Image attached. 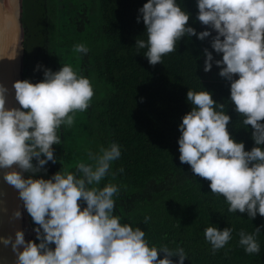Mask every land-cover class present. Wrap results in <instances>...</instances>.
<instances>
[{
	"label": "clouds",
	"instance_id": "9594fccd",
	"mask_svg": "<svg viewBox=\"0 0 264 264\" xmlns=\"http://www.w3.org/2000/svg\"><path fill=\"white\" fill-rule=\"evenodd\" d=\"M196 5L197 19L209 26L200 32L188 24L190 13L177 0H147L139 9L147 38L137 39L135 47L147 49L144 56L155 65L176 51L182 37L204 40L211 36L209 29L215 30L211 48L222 59L214 60L205 48L204 71L212 69L213 61L222 66L219 75L231 82L230 100L243 124L251 125L255 146L246 151L244 142L232 138L227 128L231 117L210 91L189 89L186 99L192 107L179 124V160L210 181L211 192L225 198L229 212L264 216V0H196ZM88 51L85 43L73 45L74 53ZM43 76L36 83L14 81L20 107H6L8 89L0 83V169L38 225L34 231L39 243L26 241L21 229L14 239L0 237L5 246L11 244L16 264H184L188 257L183 247L150 245L142 228L122 223L114 214L119 186L101 182L116 174L111 168L121 156L118 143L89 152V162H78L75 171L60 169L47 179L35 175L46 172L49 161L56 163L53 145L62 144L61 126L71 128L76 113L86 111L94 96L90 79L71 64H62L58 71L45 68ZM21 215L19 210L13 213L15 218ZM261 228L239 232L246 253H260L256 234ZM232 231L211 224L204 229L213 253L228 244ZM160 252L163 258H158Z\"/></svg>",
	"mask_w": 264,
	"mask_h": 264
},
{
	"label": "trees",
	"instance_id": "16d2710c",
	"mask_svg": "<svg viewBox=\"0 0 264 264\" xmlns=\"http://www.w3.org/2000/svg\"><path fill=\"white\" fill-rule=\"evenodd\" d=\"M22 1V80L39 82L45 68L58 71L67 63L94 88L87 110L76 113L71 128L61 126L62 144L53 145L56 163L49 161L47 171L35 175L47 179L60 169L75 171L78 162H89V152L116 142L121 149L120 158L112 163L116 174L106 176L101 186L108 182L119 186L114 214L122 223L142 228L150 245L183 247L188 257L184 264H264V228L256 234L259 254H248L239 244V232L254 233L264 225V216L229 212L225 198L211 192L210 181L179 160V124L192 107L186 99L189 89L210 91L231 117L227 128L232 138L244 142L246 151L255 146L251 125L243 124L230 100L231 82L207 78L203 40L184 36L176 51L152 65L144 56L147 49L135 47L137 39L147 38L139 12L147 0ZM177 3L190 13L188 24L203 31L196 0ZM80 42L88 46L87 54L73 52V45ZM145 217L150 218L147 223ZM31 222L38 226L32 218ZM210 224L233 229L231 240L215 253L204 236ZM164 255L160 252L158 258Z\"/></svg>",
	"mask_w": 264,
	"mask_h": 264
},
{
	"label": "water",
	"instance_id": "95a60500",
	"mask_svg": "<svg viewBox=\"0 0 264 264\" xmlns=\"http://www.w3.org/2000/svg\"><path fill=\"white\" fill-rule=\"evenodd\" d=\"M3 6L0 11V83L8 89L6 93V107H20L15 99L13 83L22 80L24 65V38L25 30L22 22L23 1L15 0L13 3L14 17L13 26L10 27L4 5V0H0ZM19 170V169H17ZM5 169H0V237L11 235L15 238V231L21 229L25 233V240L36 242L35 227L32 225L31 218L19 191L3 178ZM25 176V173H23ZM19 210L22 215L15 218L13 213ZM23 249V246H20ZM16 253L13 252L11 244L5 246L0 242V264H16Z\"/></svg>",
	"mask_w": 264,
	"mask_h": 264
},
{
	"label": "crops",
	"instance_id": "0c3cea01",
	"mask_svg": "<svg viewBox=\"0 0 264 264\" xmlns=\"http://www.w3.org/2000/svg\"><path fill=\"white\" fill-rule=\"evenodd\" d=\"M206 28H209V26L203 25V30H205ZM209 30L211 31V36H209V37H207V38H205L203 40V46H202V48H203V54H204V49L207 48L209 51H211L213 53L214 60H216V59H222V53L218 54V53L215 52L214 49L211 48V39H212V36L216 35V32H215V30H211V29H209ZM204 64H205V56H204ZM220 67H222V66H217L214 63V61H213V67H212V69L210 71H207V72L210 73V75L212 76V78L215 77V76L221 77L219 75ZM207 72H206V75H208ZM221 78H223L225 81H228L224 77H221ZM234 78H238V76H236Z\"/></svg>",
	"mask_w": 264,
	"mask_h": 264
},
{
	"label": "bare ground",
	"instance_id": "6f19581e",
	"mask_svg": "<svg viewBox=\"0 0 264 264\" xmlns=\"http://www.w3.org/2000/svg\"><path fill=\"white\" fill-rule=\"evenodd\" d=\"M14 2H15V0H4L6 14L10 15V16H7L10 27H12L13 23H14V17L11 16L13 14V8H14L13 3Z\"/></svg>",
	"mask_w": 264,
	"mask_h": 264
},
{
	"label": "rangeland",
	"instance_id": "374dc122",
	"mask_svg": "<svg viewBox=\"0 0 264 264\" xmlns=\"http://www.w3.org/2000/svg\"><path fill=\"white\" fill-rule=\"evenodd\" d=\"M207 74H208V75H207V78H210V77H212V76L210 75V73H209V72H207ZM36 242H37V243H39V240H38L37 238H36Z\"/></svg>",
	"mask_w": 264,
	"mask_h": 264
}]
</instances>
